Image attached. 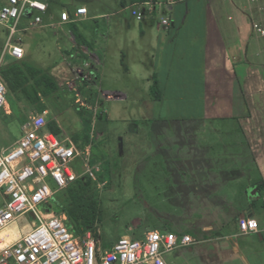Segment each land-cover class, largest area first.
<instances>
[{
    "label": "crops",
    "instance_id": "obj_1",
    "mask_svg": "<svg viewBox=\"0 0 264 264\" xmlns=\"http://www.w3.org/2000/svg\"><path fill=\"white\" fill-rule=\"evenodd\" d=\"M140 1L121 0L120 10L113 13H122L130 7L132 22L103 25L87 24L98 15H93L86 5L89 13L80 18L72 16L68 23L61 22L60 14L54 15L49 7L46 15L50 22L21 29L18 40L25 56L27 53L33 60L41 55L51 56L43 42L44 34L39 31L48 26L60 27L65 35L60 41L65 48L58 41L62 61L53 72L68 71L76 76L78 68L87 63L90 79L85 80L86 86L98 83L99 103L108 111L106 102H111L118 118L129 106L138 104L133 96L140 90L137 87L128 92L106 85V73L111 69L114 55L119 60L122 52L128 50V60L121 66L127 74L147 82L149 94L139 102L145 120L154 119L157 102L165 100L163 96L160 100L153 98L155 79L158 87L165 88L171 86L173 77H197L201 87L199 113L189 119H154L152 124L154 134L162 132L163 127H179L180 140L172 155L180 161L174 169V190L179 192L178 206L185 208L181 215L166 212L157 217L164 229L171 231L177 227L181 229L174 232L177 234H188L187 230L191 229L195 231L194 237L203 244L209 243L206 264H234L232 254L244 264H264V33L254 27L258 24L264 30V0H173L171 4L157 5L159 8L156 6L153 11L141 7L144 18L139 21L132 11ZM101 7L108 8L106 3ZM159 9L165 15L163 19L170 20L169 25H164L163 20L156 22ZM73 26L92 45L91 50L75 41ZM96 28L102 30V38H92ZM37 46L40 50L35 56L33 47ZM4 48L1 69L14 60L8 53L3 55ZM81 50L89 58L80 55ZM67 53L72 54V63L66 60ZM139 131L140 126L134 124V133ZM62 134L69 136L63 130ZM148 143L149 148H154L153 142ZM164 146L158 143L154 155L159 152L168 159L171 150ZM200 207H204L206 214L199 217L194 211L203 212ZM243 216L256 218L260 232L240 234L238 221ZM31 227L28 225L22 231ZM3 231L0 238L5 242L22 232L16 226Z\"/></svg>",
    "mask_w": 264,
    "mask_h": 264
},
{
    "label": "rangeland",
    "instance_id": "obj_2",
    "mask_svg": "<svg viewBox=\"0 0 264 264\" xmlns=\"http://www.w3.org/2000/svg\"><path fill=\"white\" fill-rule=\"evenodd\" d=\"M5 1L0 0V7ZM120 2L121 0H53L52 2L50 0V4H48L49 11L56 16L60 14L62 7L86 5L93 15H98L88 20L87 24L103 25L114 22H132L134 18L130 7L122 13L113 14L120 10ZM102 3H106L108 8L101 7ZM157 7L159 8V6ZM106 13L112 15H101ZM48 16L43 15V24L45 25L50 22ZM164 16L159 9L156 22H161ZM29 22V19L26 18L22 20L12 38L13 42L18 41L21 37V29L31 28ZM12 25L13 22L9 24L0 22V56L8 41ZM93 32L92 38H102V30L96 28ZM39 34H44L43 42L47 44L46 48L51 52V56L41 55L33 60L26 53L23 61H32L38 67L43 66L42 69L52 74L56 79L58 90L47 97H42V101L48 110V121H55L65 135L77 137V141L74 140L83 149L92 133L95 134L90 164L99 169L93 168V170L98 171L95 174L96 179L99 174H102L104 178L97 182L100 191L101 220L97 228L98 236H95L92 231L94 238L100 246L109 247L124 235L139 239L151 230L170 231V229H164V224L157 215L166 212L181 215L185 212V208L178 206L180 196L179 192L174 190L176 186L174 169L178 168L180 161L179 157L176 159L172 155L175 152L173 148L178 145L180 140L178 136L179 127H163L162 132L154 134L152 124H154V119H189L196 116L199 113L198 101L201 91L199 79L197 77L187 79L173 77L170 79L171 86L156 87L155 89L161 91L165 100L161 103L157 102L153 115L154 119L145 120L146 117L139 108V102L147 98L146 93L149 94V90L145 86L147 82L137 80L132 76L133 74L125 72L121 63L128 60V50H124L119 60L116 59L115 55L111 59V69L106 73L105 82L106 85H112L128 92L138 87L140 91L133 96L138 104L129 106L118 118L111 102H106L108 111L101 118L99 117L94 125L95 112L93 108L96 107L101 94L99 84L86 86L85 81L75 80V76L68 71L67 73L63 71L53 72L52 69L62 61L60 48L56 44L61 38H65V35L58 26H48L40 30ZM60 44L61 48H65L62 41ZM35 48L33 47L36 56L40 48L39 46ZM179 48L181 47L179 46ZM71 55L65 54L66 60L70 63H72ZM80 55L89 58L88 54L82 50ZM82 64L80 62V65ZM95 80L97 81V77ZM71 82L76 84L75 88H71ZM81 101H85L87 105L81 106ZM187 103L188 106L185 108ZM4 107V111L2 110L0 114V147L15 144L22 135L23 120L26 122L38 114L35 106L31 105L22 94L12 93L8 87ZM80 109H83L84 115L80 113ZM86 118L89 119L87 123L85 122ZM134 124L140 126L139 134L134 133ZM148 142H153L154 148H149ZM158 143L165 144L164 148L171 150L168 159H165L164 155L159 152L154 155ZM74 167L76 171L83 172L86 168V159L74 163ZM54 201L43 209L56 207ZM203 209L204 207H200L203 212L195 210V215L200 217L206 214V210ZM58 213L67 219L64 212L58 211ZM33 223L34 217L31 214H26L20 218L15 226L22 231L24 227ZM171 232L179 233L181 229L173 227ZM187 232L190 235L195 234V231L191 229ZM208 247H210L209 243L192 247H179L167 253L165 259L168 264H206ZM229 248L232 249V246ZM232 255L234 264H244L237 255Z\"/></svg>",
    "mask_w": 264,
    "mask_h": 264
},
{
    "label": "built area",
    "instance_id": "obj_3",
    "mask_svg": "<svg viewBox=\"0 0 264 264\" xmlns=\"http://www.w3.org/2000/svg\"><path fill=\"white\" fill-rule=\"evenodd\" d=\"M173 0H142L133 9V15L143 20L141 7L153 11L161 4H171ZM48 3L41 0H6L0 7V22L9 24V38L3 55L8 53L16 60L25 57V49L20 41H12L17 27L24 18L30 27L43 25V15L48 12ZM89 13L85 5L62 9L60 21L68 23L72 16L80 18ZM169 25V19H163ZM254 27L264 33L258 24ZM90 77L89 65L78 68L75 80L87 81ZM71 88L76 84L71 82ZM7 85L1 73L0 63V114L4 111ZM111 96V95H109ZM106 98L107 96L104 95ZM81 106L87 105L81 101ZM94 125L107 109L97 102ZM48 110L37 114L22 124V135L13 145L0 147V232L15 226L21 217L31 214L34 223L28 231H22L10 242L0 238V264H168L165 255L179 247H192L202 240L189 234L171 231L151 230L141 238L122 236L110 247L98 244L92 231L76 234L66 222V218L54 208L44 210L52 199L70 184L85 174L96 179L99 170L90 164L94 147V132L85 148L70 136H63L48 129ZM86 159L83 172L75 170L74 163ZM93 168H97L93 170ZM240 234L260 232L259 221L243 216L238 221Z\"/></svg>",
    "mask_w": 264,
    "mask_h": 264
},
{
    "label": "trees",
    "instance_id": "obj_4",
    "mask_svg": "<svg viewBox=\"0 0 264 264\" xmlns=\"http://www.w3.org/2000/svg\"><path fill=\"white\" fill-rule=\"evenodd\" d=\"M72 31L78 44L87 46L89 50L92 49V45L78 33L75 26L72 27ZM1 73L8 89L12 93L22 94L31 105L35 106L38 114L47 110L42 97H47L58 90L56 79L52 74L34 67L27 61L14 59L1 69ZM156 87L159 88L158 81L155 79L152 95L153 98L160 100L162 94L160 90L155 89ZM80 113L84 115L83 109H80ZM88 121L89 119L86 118L85 122L87 123ZM23 122L25 123L24 120ZM48 129L58 135L62 134L61 128L55 121L48 123ZM76 138L74 137L77 141ZM103 178L102 174H99L97 179L86 174L52 199V201L55 200L56 204V207L53 205L54 209L66 214V222L76 234L93 231L95 236H98L97 228L101 218L100 191L98 190L97 182ZM259 189L262 193L263 184L260 185ZM62 196H64V199L61 200Z\"/></svg>",
    "mask_w": 264,
    "mask_h": 264
}]
</instances>
